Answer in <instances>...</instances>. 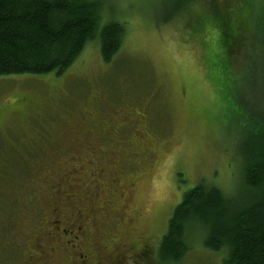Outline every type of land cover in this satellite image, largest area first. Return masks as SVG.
Here are the masks:
<instances>
[{
  "label": "rangeland",
  "instance_id": "rangeland-1",
  "mask_svg": "<svg viewBox=\"0 0 264 264\" xmlns=\"http://www.w3.org/2000/svg\"><path fill=\"white\" fill-rule=\"evenodd\" d=\"M103 2L104 17L125 28L113 61L102 59L94 40L60 75L0 77V264H19L22 244L54 197L67 190L88 194L97 179L90 175L96 173L93 164L101 160L115 171L111 162L121 152L130 157L124 183L143 174L142 166L146 173L117 198L105 228L109 238L146 234L150 264H223L225 253L206 247L195 227L189 226V249L178 262L163 263L159 245L184 193L198 182L218 186L229 197L238 194L241 165L231 107L255 106L248 45L232 68L216 72L210 63L221 50L220 38L196 22L207 0ZM175 12L181 14L164 20ZM137 128L145 132L140 142L133 138ZM100 139L115 146L97 151ZM108 176L104 171V182ZM131 215L136 224H128ZM124 264L136 261L129 257Z\"/></svg>",
  "mask_w": 264,
  "mask_h": 264
},
{
  "label": "trees",
  "instance_id": "trees-1",
  "mask_svg": "<svg viewBox=\"0 0 264 264\" xmlns=\"http://www.w3.org/2000/svg\"><path fill=\"white\" fill-rule=\"evenodd\" d=\"M183 1L189 5L194 0ZM207 1L196 22L197 27H209L208 36L220 38L221 50L209 62L211 67L221 73L232 68L234 57L248 45L247 72L258 100L247 110L238 102L231 107L241 165L237 196L229 197L205 181L185 192L160 242L159 257L163 263L178 262L189 249L190 226L201 231L206 247L225 253L223 264H264V0ZM104 4L103 0H0V77L60 75L94 40L99 41L102 59L113 61L125 28L104 17Z\"/></svg>",
  "mask_w": 264,
  "mask_h": 264
},
{
  "label": "flooded vegetation",
  "instance_id": "flooded-vegetation-1",
  "mask_svg": "<svg viewBox=\"0 0 264 264\" xmlns=\"http://www.w3.org/2000/svg\"><path fill=\"white\" fill-rule=\"evenodd\" d=\"M142 113L145 115L144 111ZM142 113L139 112L136 116L141 118ZM129 117L130 115L124 116V120L127 121ZM127 122L126 125L129 124ZM134 137L140 142L145 137V132L137 128L134 130ZM108 144L111 149L115 146L100 139L96 150L108 151ZM117 150L124 152L121 147ZM129 159L128 153L117 154L111 162L117 168L115 171L109 169L101 160L95 162L93 170L96 173L92 171L90 175H97V179L96 182L94 178L91 180L95 184L88 194L81 189L82 192L78 195L67 190L64 197L55 199V196L52 201L54 205L47 216L41 219L27 242L22 244L19 264H124L129 257L134 258L136 264H150L151 245L146 242V234L137 235L134 240H124L126 237L112 239L105 233V228L114 214L117 198L124 197V189H135L146 173L142 166L143 174H138L130 182L124 183L121 174ZM104 171L109 172L112 179L104 182ZM78 200L86 206L75 205ZM128 222L136 224L133 215ZM133 226L138 232L140 228Z\"/></svg>",
  "mask_w": 264,
  "mask_h": 264
}]
</instances>
